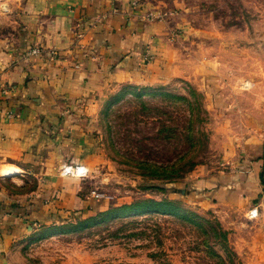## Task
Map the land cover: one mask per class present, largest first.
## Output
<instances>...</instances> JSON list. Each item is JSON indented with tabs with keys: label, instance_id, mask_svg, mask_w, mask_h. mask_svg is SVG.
Returning <instances> with one entry per match:
<instances>
[{
	"label": "rangeland",
	"instance_id": "rangeland-1",
	"mask_svg": "<svg viewBox=\"0 0 264 264\" xmlns=\"http://www.w3.org/2000/svg\"><path fill=\"white\" fill-rule=\"evenodd\" d=\"M132 2L139 17L167 26L172 58L156 82L100 98L90 149L61 159L60 174L81 179L77 204L26 219L0 264H241L244 219L209 208L216 201L199 185L234 167L241 122L264 106V0ZM235 103L240 109L226 113ZM140 163L166 170L151 175ZM27 186L37 191L35 180ZM144 201L167 207L137 213Z\"/></svg>",
	"mask_w": 264,
	"mask_h": 264
},
{
	"label": "crops",
	"instance_id": "crops-1",
	"mask_svg": "<svg viewBox=\"0 0 264 264\" xmlns=\"http://www.w3.org/2000/svg\"><path fill=\"white\" fill-rule=\"evenodd\" d=\"M130 2L0 0V255L29 226L26 219H42L49 206L77 204L81 179L60 174L61 159L90 149L83 146L100 98L126 84L156 82L159 66H167V26L141 21ZM33 47L41 55L26 59ZM146 54L151 63L141 59ZM258 110L241 122L234 167L199 185L216 201L209 208L234 209L244 219L235 248L241 264H264V106ZM34 180L37 191L24 193Z\"/></svg>",
	"mask_w": 264,
	"mask_h": 264
},
{
	"label": "trees",
	"instance_id": "trees-1",
	"mask_svg": "<svg viewBox=\"0 0 264 264\" xmlns=\"http://www.w3.org/2000/svg\"><path fill=\"white\" fill-rule=\"evenodd\" d=\"M139 167L140 168H146L147 170H151V169H155V171L151 173V175H153V173L157 174V176H163V174L165 173L164 171L166 170V167H160V166H151V165H145L143 163H140L139 164ZM161 171L163 173H157L158 171ZM165 176V175H164ZM164 207H167V205H165V203H156L154 201H144L142 204L140 205H137L136 209L137 213H139L140 211H142L143 209H147L148 211H153V210H157L158 212L161 210V208H164ZM124 211L123 210H118L116 211L114 214H111L110 213V216H115L116 214H121L122 212Z\"/></svg>",
	"mask_w": 264,
	"mask_h": 264
},
{
	"label": "built area",
	"instance_id": "built-area-1",
	"mask_svg": "<svg viewBox=\"0 0 264 264\" xmlns=\"http://www.w3.org/2000/svg\"><path fill=\"white\" fill-rule=\"evenodd\" d=\"M131 6L135 7V9L139 7V5L136 2H132L131 3ZM140 18H141V21H145V22L152 21L153 20V15L151 13H145L144 15H141ZM40 55H41L40 49L37 48V47H33V48H30L29 50H27L24 53L23 56L26 59L27 58H29V59H32L33 58L34 59V58H38ZM51 55L54 56V53H51ZM144 58L145 59L146 58H149V54H146L144 56ZM2 92H5V91H2ZM6 117L7 118H11L12 117V114L11 113H6Z\"/></svg>",
	"mask_w": 264,
	"mask_h": 264
},
{
	"label": "water",
	"instance_id": "water-1",
	"mask_svg": "<svg viewBox=\"0 0 264 264\" xmlns=\"http://www.w3.org/2000/svg\"><path fill=\"white\" fill-rule=\"evenodd\" d=\"M263 172H264V146H263V169H262V172L260 174L261 177L263 175Z\"/></svg>",
	"mask_w": 264,
	"mask_h": 264
}]
</instances>
